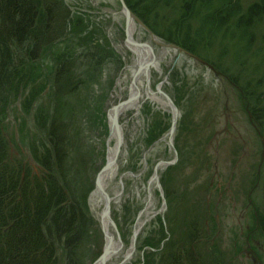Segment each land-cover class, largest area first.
<instances>
[{
  "label": "rangeland",
  "instance_id": "1",
  "mask_svg": "<svg viewBox=\"0 0 264 264\" xmlns=\"http://www.w3.org/2000/svg\"><path fill=\"white\" fill-rule=\"evenodd\" d=\"M62 2L69 11L66 34L34 65L36 72L41 73L39 81L61 56L76 55L77 67L84 72L89 63L83 55L87 53L89 56L85 57L89 58L91 54L106 53L101 58L100 73L96 70L97 79L87 80L86 86V93L104 96L103 120L99 123L90 115L83 117L81 128L84 141L92 145L91 154L84 156L91 186L85 202L95 232L87 264H94L102 253L105 238L98 217L102 205L92 207L89 197L106 163L107 113L128 97L132 75L125 67L130 63V53L124 48L125 19L117 0ZM135 38L143 43L149 40L139 27ZM214 44L213 51L204 54L206 58L202 60L211 67L219 55L218 44ZM159 65L161 72H152L151 87L155 90L162 83L161 90L179 112L172 147L167 144V138L159 141L170 128L171 114L157 105L146 101L137 112L128 111L119 119L125 147L108 192L111 196L121 180L120 199L111 203L110 219L125 248L130 245L138 216L146 207L154 168L168 162L158 173V186L151 189L154 215L140 231L134 256L127 264H158L165 243L172 239L174 242L181 232L188 230L185 222L192 217L198 226V220L202 221L210 245L214 244L222 254L219 264H264V239L253 229L256 211L264 213V137L253 123L241 95L213 67L210 70L197 61L190 63L187 57L177 59L172 51ZM82 91L71 98L79 101L84 96ZM52 102L53 99L41 94L27 112L21 108L20 99L10 105L4 136L12 154L16 153L13 141L21 149L19 123L23 120L25 135L27 130L29 133L26 137H33L37 132L36 112L40 109L51 112V106L56 104L55 100ZM154 125L164 132L149 145L146 134ZM148 241L151 247L144 246Z\"/></svg>",
  "mask_w": 264,
  "mask_h": 264
},
{
  "label": "trees",
  "instance_id": "2",
  "mask_svg": "<svg viewBox=\"0 0 264 264\" xmlns=\"http://www.w3.org/2000/svg\"><path fill=\"white\" fill-rule=\"evenodd\" d=\"M124 2L154 35L201 60L217 43L212 67L241 95L264 137V0ZM68 19L62 0H0V264H87L95 241L85 202L91 186L84 154L92 145L81 128L83 117L103 120L104 96L86 93V86L97 79L106 53L83 55L84 72L76 55L61 56L43 82L34 66L65 36ZM82 89L79 101L71 98ZM41 94L56 104L51 112H36L33 137L19 123L21 149L13 141L12 154L4 136L10 105L20 99L27 112ZM163 132L151 127L147 144ZM192 218L188 230L165 243L158 264L172 258L170 264L221 263L202 221L198 226ZM253 229L264 239V213L256 211Z\"/></svg>",
  "mask_w": 264,
  "mask_h": 264
},
{
  "label": "bare ground",
  "instance_id": "3",
  "mask_svg": "<svg viewBox=\"0 0 264 264\" xmlns=\"http://www.w3.org/2000/svg\"><path fill=\"white\" fill-rule=\"evenodd\" d=\"M121 15L124 18V14L122 13ZM137 27L138 26L134 19L130 18L125 27L124 43L125 50L130 53V63L127 64L125 70H127L132 76L137 74L135 77V85L130 87L128 92V96L133 97L134 99L127 108H121L118 110L110 109L107 113L109 128L105 163L107 167L98 175V186L93 190L89 197V202L92 207L102 205V209L98 213V217L100 227L105 238L103 248H106L107 250V254L105 255L103 261H98L94 264H127L131 261L135 253L137 237L142 228L154 215L152 212L153 200L151 189L153 186H158V173L162 171L167 165V162H163L155 167V172L153 175L154 177L152 176L149 181V195L146 207L138 216L132 233L130 245L125 248L123 243L114 233V230L111 226V219L102 216L104 205H106L108 200L110 202L109 206H111L112 202L118 203L120 199L121 190L119 187L121 186L119 185L121 180L119 181L118 185L116 186V190L111 196L108 192L110 185L113 184V181L117 176L118 160L121 155L123 156L121 151L123 147H125L123 129L121 125H119V119L128 111L137 112L142 103L146 101L171 113H174L175 110L173 101L161 90L162 83H160V85L157 86L155 90L152 89L150 84L152 72H161L159 65L160 61L165 59L170 51L164 47H159L156 45L157 43L155 44V42L157 40L154 42L152 39H149L143 43L139 41L138 38L136 39L135 34L137 32ZM139 44L146 45L141 47ZM139 67L142 69L137 71ZM159 92H163L166 95V98L161 96ZM114 121L117 122L118 129L114 126Z\"/></svg>",
  "mask_w": 264,
  "mask_h": 264
},
{
  "label": "water",
  "instance_id": "4",
  "mask_svg": "<svg viewBox=\"0 0 264 264\" xmlns=\"http://www.w3.org/2000/svg\"><path fill=\"white\" fill-rule=\"evenodd\" d=\"M117 1L120 4V7L122 9V13L124 14L125 27H126L128 21H129V19L130 18H133L134 21L136 22L137 26L139 28H141L143 31H145L148 34L149 39H152L154 42L157 40L155 42V44L157 43L156 45H158L159 47H164V48L168 49L169 51H172L173 53H175L177 55V59L187 57L190 63H192L193 61H197L198 63L203 64V65L207 66L208 69L212 70V67L210 65H208L206 62L202 61L201 59H199L195 55H193V54H191V53L183 50L182 48H180V47H178L176 45L167 44L164 41H162L160 38H158L156 35H154L139 19H137L132 14V12L126 6L124 0H117ZM145 45L146 44H139V46H141V47H143ZM140 69H142V68L139 67V69H137V71L140 70ZM136 75L134 74L132 76V79H131V82H130V87H133L135 85V77H136ZM159 93H160L161 96H163V97L166 98V95L163 92H159ZM133 99H134L133 97L128 96L124 101H121V102L117 103L115 106L111 107V109L112 110H118V109H121V108H127L128 106H130V104L132 103ZM169 113L171 114V124H170V128H169L168 132L159 141H164L167 138L168 139L167 140V144L171 148L172 147V137H173L174 130H175V123H176V120L178 118L179 112L175 108L174 113H171V112H169ZM113 124L118 129L117 122L114 121ZM27 159H29V161L31 162V160L29 158V155H28ZM167 164H168V162H167ZM106 167H107V165L105 164L101 168V170L99 171L98 175L101 172H103L106 169ZM154 172H155V168H154ZM98 175H97V177L95 179V182H94L95 183L94 184L95 185V188L98 186ZM121 185L122 184L120 182V186ZM109 204H110V202L108 200V202L106 203V205H104L102 216L108 217L110 219V206H109ZM111 226H112V228L114 230L115 235L117 236L118 233H117L115 224L112 221H111ZM106 254H107V250H106V248H103L102 253L100 254V256L97 258V260L95 262L103 261V259H104V257H105Z\"/></svg>",
  "mask_w": 264,
  "mask_h": 264
}]
</instances>
